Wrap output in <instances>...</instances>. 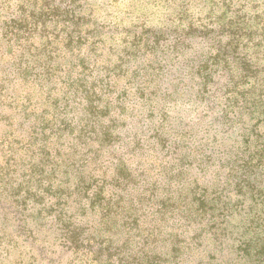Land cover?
Listing matches in <instances>:
<instances>
[{"label": "rangeland", "instance_id": "1", "mask_svg": "<svg viewBox=\"0 0 264 264\" xmlns=\"http://www.w3.org/2000/svg\"><path fill=\"white\" fill-rule=\"evenodd\" d=\"M18 1L0 264H264V0Z\"/></svg>", "mask_w": 264, "mask_h": 264}, {"label": "trees", "instance_id": "2", "mask_svg": "<svg viewBox=\"0 0 264 264\" xmlns=\"http://www.w3.org/2000/svg\"><path fill=\"white\" fill-rule=\"evenodd\" d=\"M23 1L22 0H19L18 1V4L17 7H16V10H15V13L17 14V16L14 17V21L15 23H23V24H26V25H30L32 27H36V30H30V33L28 34V36L26 38H23V41L22 43H20L19 45L22 46V47H27L29 45L30 42L29 39H31V36L35 33H37L38 31V26H43V23H40L38 20H36V17L33 13H28L27 11V5L24 4V2L22 3ZM40 12L42 14H44L43 12L45 10H49V7H44V6H41L39 7ZM36 22V23H35ZM32 31V32H31ZM41 33H43V31H41Z\"/></svg>", "mask_w": 264, "mask_h": 264}]
</instances>
